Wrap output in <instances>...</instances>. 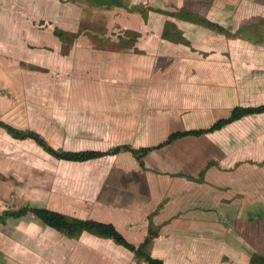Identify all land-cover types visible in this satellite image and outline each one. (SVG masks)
<instances>
[{"label":"rangeland","instance_id":"rangeland-1","mask_svg":"<svg viewBox=\"0 0 264 264\" xmlns=\"http://www.w3.org/2000/svg\"><path fill=\"white\" fill-rule=\"evenodd\" d=\"M31 1L38 0H15L14 10L21 15L27 10L29 12L31 8L28 3ZM48 4L57 5L51 9L52 12H63L62 25L53 24L51 27L54 26V33L56 29L65 33L66 39L61 38L65 48L76 41L78 34L85 31L87 37L77 39L81 44L97 49L109 46L115 50L126 49L127 53L139 52V28L148 24L159 29L160 41L164 42L159 46L160 60L153 69L140 72L133 69L132 65L126 68L121 65L109 67L101 61L99 67H96L97 64H84L73 73L68 68L66 73L63 72V77H144L152 83L144 88L148 92L159 93L162 95L161 100L165 101L167 93H174L166 80L188 72L182 66L183 50H179L176 56L172 55L170 53L173 48H169L167 43H173L174 38L178 39V43L186 42L182 30L177 27V24L184 21L218 31L206 21L191 19L193 15L207 14L210 19L204 18L222 26L224 34L229 35V29H237L236 35L231 33L230 36L238 38V47L232 49V59L240 68L239 93L238 99L224 103V107H228V104L235 107L264 103V0H48ZM70 7L77 8L79 25L70 20ZM77 26L79 33L72 31ZM165 32L168 35H164ZM219 38L214 45L217 50ZM52 39L50 31L46 40L48 45L55 44ZM225 40L226 37H223L222 44L226 46ZM168 57L172 58V62L167 66ZM186 66L188 69V64ZM239 125L246 128L238 129L240 142L250 133L255 137L264 134V116L248 118ZM43 137L56 149L97 146L103 142L100 136L89 134L50 133ZM143 142H146L145 135L138 134L139 148L154 147L148 141L144 146ZM7 144L6 150H0V214L7 209H18L31 204L62 211L70 216L78 214L101 217L94 212L97 207L93 204V198L84 199L85 196L82 195L86 189L92 192L94 186L96 189L101 186L99 181L94 184L92 180L100 179L106 161L73 164L54 158L37 144L29 146L22 141H9ZM225 147L227 146L223 145L222 151L216 150L214 138L183 140L175 146L171 155L167 147L154 149L148 160L157 170L154 174L163 177H189L188 173L198 176L205 167L204 160L210 164L205 170L213 167V172L222 173L214 168L212 161L222 152L223 156H228L230 148ZM254 169L258 179L253 189L255 196L252 198H247L246 192H238L232 198L223 193L224 197L221 198L216 194L210 195V192L204 195L202 192L188 190L183 196L180 194L174 199H161L157 210H150L152 215L149 216V225L154 233L148 247L150 253L163 259L166 264H251L255 254L264 255V164L257 163ZM205 170L201 172V176L206 173ZM88 179L90 180L87 181ZM233 201L238 203L235 208L237 215L235 212L231 213ZM177 202L180 203L176 204ZM159 210L163 212L158 215ZM142 233L141 228L138 237L133 239L144 241L148 234L145 237ZM143 241L138 242V245ZM0 264L147 263L113 238L98 237L89 232H84L78 238H71L30 214L11 219L6 224L0 223Z\"/></svg>","mask_w":264,"mask_h":264},{"label":"crops","instance_id":"crops-1","mask_svg":"<svg viewBox=\"0 0 264 264\" xmlns=\"http://www.w3.org/2000/svg\"><path fill=\"white\" fill-rule=\"evenodd\" d=\"M14 4L15 0H0V121L42 136L50 133L89 134L100 136L103 141L97 146L60 149L107 151L124 144L138 149V134L145 135L144 146L148 142L155 146L174 132L206 128L221 118L229 117L234 106L228 104V107H224V103L238 99L240 68L232 59V49L238 47V38L230 36L231 33L236 35L237 29H229L230 34L227 35L190 21L177 24L186 42L178 43V39L174 38V42H168L167 46L173 48L170 54L175 56L179 50H183L182 66L188 72L166 80L174 93H167L166 104H163L162 95L144 88L152 85L148 78L62 76L68 68L73 73L84 64H97L96 67H99L101 61L109 67L121 65L126 68L132 65L140 72L155 68L160 60L159 46L164 42L160 41L159 29L153 28L152 24L139 28V52L127 53L126 49L115 50L109 46L98 50L94 46L81 44L77 39L87 37L85 31L65 48L62 39L54 33V26L51 27L64 22L63 12L51 10L57 5L48 4V0L31 1L28 3L31 8L29 12L27 10L21 15L14 10ZM77 8L70 7L68 16L79 25ZM201 16L210 19L207 14ZM75 30L79 33L78 26L72 29ZM50 31L53 34L51 41L55 44L48 45L46 40ZM218 37L217 50L214 45ZM223 37H226V46L222 44ZM171 59L167 58V66ZM262 116L264 113L246 116L220 130L201 136H187L165 146L171 155L180 141L214 138L216 150L222 151L223 145L230 148L228 156H223L222 152L216 155L215 160H210L215 164L214 168L222 173L213 172V167L205 170L209 161L204 160L202 171L206 173L203 176L202 171L198 176L188 173L190 178L185 175L174 178L158 176L154 174L157 170L150 164L149 155L143 167L135 154L125 150L84 162L58 159L73 164L106 161L100 179L92 180L94 184L99 181L101 186L97 189L94 186L92 192L86 189L82 195L86 197L84 199L93 198V204L97 207L94 212L101 217L73 216L113 223L130 242L138 245L143 240H134L133 237H138L141 228L142 235L147 236L149 216L157 210L164 197L174 199L188 193V190L204 195L210 192V195L216 194L221 198L224 197L223 193L232 198L238 192H246L247 198L254 197L253 189L258 179L254 165L260 162L264 164V134L255 137L248 131V137L240 142L237 133L239 128L246 129L239 125L241 122ZM9 141H22L29 146L37 144L33 139H16L0 126V150H6ZM236 205L238 203L234 201L231 204V213L235 212V215Z\"/></svg>","mask_w":264,"mask_h":264},{"label":"trees","instance_id":"trees-1","mask_svg":"<svg viewBox=\"0 0 264 264\" xmlns=\"http://www.w3.org/2000/svg\"><path fill=\"white\" fill-rule=\"evenodd\" d=\"M191 19L197 22L206 21L208 22V24L218 29V31L220 32L224 31L222 26L207 20L203 16L193 15ZM55 34L62 39L63 38L66 39L65 33L59 29L55 30ZM165 34L168 35L167 32H165L164 35ZM262 113H264V103L258 105H249V106L237 105L232 109V112L229 117L221 118L206 128L174 132L170 134L165 141L161 142L157 146L142 147L137 149L128 144H124V145H117L116 147L107 151L93 150V149L79 150V151L56 149L53 146H51L46 141V139L37 132L21 131L1 121H0V126L4 127L16 139H22V140L33 139L46 152H48L49 154L60 160L84 162L88 160L101 158L110 154H117L125 150V151H131L133 154H135L138 157L141 165L144 167L146 156H148L154 149L163 148L169 144L174 143L176 140L186 136H201L209 132L220 130L224 126L232 122H235L239 119H242L246 116L257 115ZM30 214L34 215L38 220H40L45 225L50 226L71 238H78L84 232H89L91 234H94L102 238H113L120 245L135 252L136 256H138V258L143 259L147 264H166L163 259L154 257L148 250V247L152 243V239L154 237L153 229L151 226L149 228L148 236L146 237V239L141 244L135 245L131 243L117 229V227L113 223L102 222L95 219H83L75 216H70L66 213L48 207L32 206L31 204H27L18 209H7L3 211L0 214V223L6 224L11 219L20 218ZM251 264H264V255L255 254L251 260Z\"/></svg>","mask_w":264,"mask_h":264}]
</instances>
